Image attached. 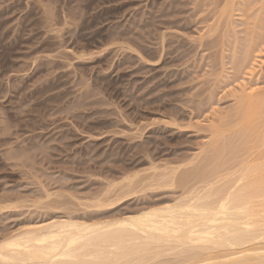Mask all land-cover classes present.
Segmentation results:
<instances>
[{"label": "rangeland", "instance_id": "374dc122", "mask_svg": "<svg viewBox=\"0 0 264 264\" xmlns=\"http://www.w3.org/2000/svg\"><path fill=\"white\" fill-rule=\"evenodd\" d=\"M220 1L0 0V167H8L0 168V196L37 192L28 174L9 169L21 159L50 192L82 200L151 164L182 163L204 146L201 162L213 153L207 125L221 121L219 155L245 153L241 132L230 139L226 120L238 107L239 82L264 89V0H234L230 18ZM254 108L239 109L255 117ZM260 127L250 152L262 140ZM174 187L140 190L112 210L171 198L181 188ZM17 211H0V235L39 217L35 207Z\"/></svg>", "mask_w": 264, "mask_h": 264}, {"label": "bare ground", "instance_id": "6f19581e", "mask_svg": "<svg viewBox=\"0 0 264 264\" xmlns=\"http://www.w3.org/2000/svg\"><path fill=\"white\" fill-rule=\"evenodd\" d=\"M220 2L219 12L230 18L236 2ZM249 56L247 48L240 61H246ZM258 59L264 64V58ZM237 87L241 93L238 107L228 113V120L226 116L224 121H228H225L226 127L231 129H228L231 133L227 132L230 139L241 132L242 150L248 153L239 155L241 149H236L232 156L222 158L224 154L219 153L222 149L217 150L220 141L217 136L225 140L222 121L218 126L209 124L207 127L213 136L210 152L213 153L201 156L204 158L201 162L196 163V160L200 154H205L204 146L182 163L151 164L145 169L148 173L143 174V169L142 174L139 171L126 174L118 181H110L96 196L83 200L70 193L65 196L50 192L38 175L22 170V159L12 163L13 167L21 168L10 170L23 171L39 186L33 198L24 193L0 196V211L35 207L40 214L38 219L32 216L23 221V226L0 235V264H204L205 260L216 259L218 264H264V132H261L264 89L247 86L242 81ZM243 104L255 106L259 114L257 111L255 117H250L252 113L248 112L242 114L239 108ZM259 127L262 140L252 153L247 145L251 134ZM28 143L22 151H28ZM221 146L224 145L220 143ZM35 155L31 157L34 159ZM6 167L0 168L8 170ZM176 186L181 187L180 191L176 190L171 198L146 202L144 207L135 210H112L125 199L135 197L140 190L143 193L144 189H175Z\"/></svg>", "mask_w": 264, "mask_h": 264}]
</instances>
